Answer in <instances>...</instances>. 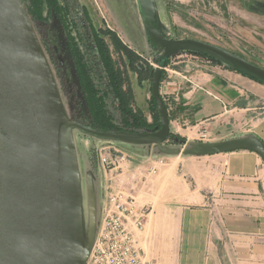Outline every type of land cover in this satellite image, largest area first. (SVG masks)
<instances>
[{"label":"water","instance_id":"water-1","mask_svg":"<svg viewBox=\"0 0 264 264\" xmlns=\"http://www.w3.org/2000/svg\"><path fill=\"white\" fill-rule=\"evenodd\" d=\"M150 40L162 44L151 79L161 127L155 132L98 130L70 122L52 69L22 0H0V264H86L99 229L85 222L82 177L73 128L158 155L205 157L237 151L264 161V142L245 137L167 148L171 120L160 85L170 59L205 56L264 84V68L213 44L164 36L156 0H136ZM101 226V225H100ZM91 230L88 233L87 230Z\"/></svg>","mask_w":264,"mask_h":264},{"label":"crops","instance_id":"crops-1","mask_svg":"<svg viewBox=\"0 0 264 264\" xmlns=\"http://www.w3.org/2000/svg\"><path fill=\"white\" fill-rule=\"evenodd\" d=\"M160 93L171 132L186 145L255 137L264 142V84L223 65L164 70ZM117 148V147H116ZM122 148V147H118ZM120 169L80 164L84 209L99 228L109 185L146 209L143 264H264V161L249 151L162 156L132 146ZM78 152V148H77ZM107 170V171H106ZM87 230L91 233V230Z\"/></svg>","mask_w":264,"mask_h":264},{"label":"rangeland","instance_id":"rangeland-1","mask_svg":"<svg viewBox=\"0 0 264 264\" xmlns=\"http://www.w3.org/2000/svg\"><path fill=\"white\" fill-rule=\"evenodd\" d=\"M82 1L88 4L98 27L115 32L126 46L147 61L153 72L159 69L156 60L163 54V47L160 42L150 40L136 0ZM156 2L166 38L204 41L264 67V0H156ZM36 32L60 90L67 116L72 122L70 116L76 104L75 75L62 28L56 20L50 19L49 23L40 25ZM109 46L114 58L118 59V54L110 42ZM204 59L206 58L198 55L181 53L172 58L168 65L181 70L187 63L193 61L206 65ZM131 78L135 91L134 107L144 112L149 123L161 125L160 116L153 111L151 104V79L139 84L135 74L131 73ZM73 134L80 162L81 164L83 162L86 172L89 164H92V168H97L101 156L114 157L117 153H124L127 155L125 163L134 157V153L130 151L134 149L132 146L90 138L76 128H73ZM176 147L184 149L172 141L167 146ZM84 213L85 222L88 223L91 216L89 206L84 209Z\"/></svg>","mask_w":264,"mask_h":264},{"label":"trees","instance_id":"trees-1","mask_svg":"<svg viewBox=\"0 0 264 264\" xmlns=\"http://www.w3.org/2000/svg\"><path fill=\"white\" fill-rule=\"evenodd\" d=\"M22 2L36 31L40 25L49 23L50 19L56 20L62 28L75 75L76 104L70 116L72 121L98 130L132 134L155 132L160 129L159 122L158 125L149 123L144 112L134 107L136 101L131 73L135 74L138 83L142 84V81L152 79L153 71L147 61L126 46L115 32L97 26L86 2ZM109 42L114 46L118 59L114 58ZM184 53L196 55L191 52ZM211 61L220 64L215 60ZM151 104L159 117L153 96ZM171 141L177 144V141L185 142V139L172 134Z\"/></svg>","mask_w":264,"mask_h":264},{"label":"built area","instance_id":"built-area-1","mask_svg":"<svg viewBox=\"0 0 264 264\" xmlns=\"http://www.w3.org/2000/svg\"><path fill=\"white\" fill-rule=\"evenodd\" d=\"M204 60L206 64L212 63L209 59ZM168 66L163 72L167 71ZM208 140L207 133H200V142ZM126 161L127 155L124 153L100 157L101 164L109 169H120ZM106 191L104 217L86 264H143L138 236L146 225V209L139 208L136 200L127 197L118 187L109 185Z\"/></svg>","mask_w":264,"mask_h":264}]
</instances>
